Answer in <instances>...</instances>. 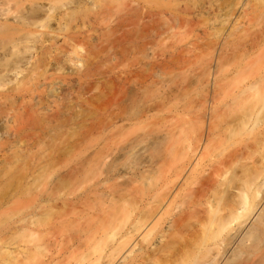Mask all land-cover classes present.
I'll use <instances>...</instances> for the list:
<instances>
[{"label": "bare ground", "instance_id": "1", "mask_svg": "<svg viewBox=\"0 0 264 264\" xmlns=\"http://www.w3.org/2000/svg\"><path fill=\"white\" fill-rule=\"evenodd\" d=\"M0 264H264V0H0Z\"/></svg>", "mask_w": 264, "mask_h": 264}, {"label": "rangeland", "instance_id": "2", "mask_svg": "<svg viewBox=\"0 0 264 264\" xmlns=\"http://www.w3.org/2000/svg\"><path fill=\"white\" fill-rule=\"evenodd\" d=\"M258 155H260V154H255V158H257L256 156H258ZM259 157H260V156H259ZM259 157H258L257 159H259ZM252 159H253V156H252ZM254 160H256V159H254ZM250 161H251V160H250ZM195 223H197V222L195 221L194 224H195ZM192 225H193V223H192ZM196 225H198V224H196ZM193 227H194V226H193ZM193 227H192V228H193ZM194 228H195V227H194ZM199 228H200V227H199ZM196 229H198L197 226H196ZM196 229H195V230H196ZM200 229H201V228H200ZM200 229H199V230H200ZM190 230H191V229H190ZM195 230L193 231V229H192L191 231H189V234L191 235V234H192V231H193V233H197V232H198V234H199V235L201 236V238H202V235H203L202 232H203V231L200 230V231H202V232H200V233H202V235H201V234L199 233V230H196V231H195ZM205 233H206V232H205ZM189 234H188V236H186V237H189V236H190ZM204 235H205V234H204ZM204 235H203V236H204ZM206 235H208V234L206 233ZM201 238H200L199 240L202 241ZM211 238H213V236H211V237H210V236H209V237L206 236L205 238L203 237V240H206V241L208 240V241H210Z\"/></svg>", "mask_w": 264, "mask_h": 264}]
</instances>
